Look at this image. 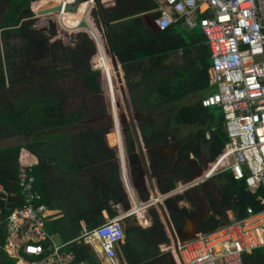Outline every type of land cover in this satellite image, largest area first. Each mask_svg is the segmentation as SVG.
<instances>
[{
    "label": "trees",
    "instance_id": "obj_1",
    "mask_svg": "<svg viewBox=\"0 0 264 264\" xmlns=\"http://www.w3.org/2000/svg\"><path fill=\"white\" fill-rule=\"evenodd\" d=\"M36 1L0 0V44H3L4 51L3 58L0 54V142L29 137L27 142L0 147V186L8 195L6 200L0 198V264H18V260L10 256L4 246L7 218L14 208L23 205L19 185L22 148L39 160L34 174L36 189L42 195L43 203L50 198L49 180L57 176L60 178L56 179L57 182L63 187L67 213L62 219L46 221V231L58 235L64 242H70L67 249L75 254L74 264H100L89 247L79 239L82 235L80 220H85L88 227L93 229L104 222L102 211L106 210L110 218L118 216V210L113 208L111 202L117 205L128 200L122 188L116 155L107 145V132L103 129L79 130L75 133L67 131L89 118L87 98H79L82 94L73 86L75 97L80 100L79 107L70 112L71 91L59 86L77 80L90 95L99 94L98 74H102V70L98 72L90 68L89 61L97 50L87 34L77 36L75 47H65L62 41L51 42L50 36L43 37L36 32L30 19L33 15L28 13L31 4L34 2L33 9ZM155 9L153 0H116L114 7H97L93 16L104 27L113 56L126 72L127 84L128 64L139 62V65H148L145 69L148 79L144 83L151 88L148 91L152 90L158 102L144 104L145 109L169 107L191 94L199 95L194 104L172 111L161 123H140L149 150L154 145H165L173 138L167 130L175 132L182 125L198 128L187 137L179 150L180 164L176 166L171 161L163 160L156 168L159 177L165 176L170 180L169 189L161 188V192L168 193L176 188L179 181L188 182L196 174V169L189 163L192 154H199L198 149L204 146L209 161L214 162L223 152L229 137L223 113L218 115L216 112L221 108L202 105V99L213 91L209 76L211 52L204 33L200 27L186 30L182 19L161 31L155 24L159 15ZM15 39L22 44L19 41L15 43ZM179 52H182L181 56ZM100 79L112 116L103 75ZM107 81V86L111 88L113 111L117 114L119 92L114 80L107 78ZM132 104L135 109L144 107L133 97ZM117 138L120 152H125L119 125ZM109 140L116 149L114 126ZM127 148L129 155L135 153V144L129 134ZM123 168L124 173L128 174L126 163H123ZM84 174H90L89 186L76 176ZM217 178H223L224 183L218 186L215 193L209 191L204 194L210 195L208 201L212 214L199 221L197 233L211 232L224 224L226 221H221V218L228 210L243 217L247 207L260 208L256 200L258 194L247 189L245 180H236L231 171L222 172ZM193 190L203 195L202 187L196 186L176 196V199L168 200V204L173 200L177 205L180 201H189L187 195H191ZM2 195L0 193V197ZM147 197L144 196V200ZM133 200L135 206L141 204L135 195ZM177 205L169 206V212L175 228L180 230L185 220ZM71 208L76 210L74 215ZM144 209L138 211L137 215ZM169 242L161 219L155 216L152 227L148 229L138 224L126 229L124 242L120 243V255L128 264H175L169 254L160 251V245ZM92 243L97 241L93 240ZM244 260L245 264H264V249L257 250L253 255L246 254Z\"/></svg>",
    "mask_w": 264,
    "mask_h": 264
},
{
    "label": "built area",
    "instance_id": "obj_2",
    "mask_svg": "<svg viewBox=\"0 0 264 264\" xmlns=\"http://www.w3.org/2000/svg\"><path fill=\"white\" fill-rule=\"evenodd\" d=\"M153 1L156 3L154 11L159 13L155 24L161 31L182 19L186 30L200 27L204 33L211 52L210 86L216 91L204 97L202 105L221 108L229 137L223 152L213 162L223 160L219 169L206 179L193 180L191 187L231 171L236 180L246 181L250 192L258 194L256 200L260 206L259 209L247 207L243 217L228 210L224 224L184 240L174 241L166 225L171 242L161 245L160 251L170 252L177 264H245L246 254L253 255L264 249V0ZM76 2L48 0L50 10L59 7L61 10L47 14L33 9L32 12L35 18H51L61 33L81 31L88 34L97 46L88 22L95 21L93 11L97 7H108L110 1L83 0L76 9L69 7ZM82 3L87 4L83 18L74 27L67 26L66 15L78 11ZM100 26L96 30L104 37L105 29L102 24ZM32 157L28 150L21 149L19 185L23 205L14 208L7 218L8 236L4 249L12 256L23 247L28 255L47 253L48 264H70L73 254L63 250L65 245H57L45 229L49 210L36 189L34 168L38 163ZM0 193L4 194L0 198L6 200L8 195L2 186ZM125 218L123 215L106 218L87 231L82 240L87 244H92L93 240L99 242L106 258L116 264L117 247L126 234ZM172 228L176 235L173 225Z\"/></svg>",
    "mask_w": 264,
    "mask_h": 264
},
{
    "label": "rangeland",
    "instance_id": "obj_3",
    "mask_svg": "<svg viewBox=\"0 0 264 264\" xmlns=\"http://www.w3.org/2000/svg\"><path fill=\"white\" fill-rule=\"evenodd\" d=\"M32 6H33V4H31L30 8H32ZM34 8H33V10H34ZM30 14L33 15V12H30ZM45 14H47V13H45ZM93 18H94V20H95L94 22L98 26V28H101V26H100L101 24L98 23V21L95 17H93ZM30 19L33 22L34 29L36 30L37 33H40L43 37H49L50 36L51 42H55V41L60 40V41H62V43L64 44L65 47H67V46L68 47H75V45H73V44H76L77 38H78L77 36L80 33H84L81 31H79V32L78 31H72L70 33H61L60 30L58 29L57 25L55 24V22L51 18H40V17L35 18V16L33 15V17H31ZM83 25H86V24L84 23ZM100 32L103 34V32L101 30H100ZM88 37L90 38L89 35H88ZM104 37H105V35H104ZM105 40H106V38H105ZM18 41H19L18 39L14 40L15 43H17ZM19 43L22 44L21 41H19ZM3 53H4L3 44H0V54H1L2 58H3ZM95 54L91 57V59L89 61L90 62L89 63L90 68L93 71L100 72V70L97 69L95 67V64H94ZM113 58H114V56H113ZM114 62L119 63V61L118 60L116 61L115 58H114ZM120 67L122 69L121 64H120ZM25 70H27V68ZM102 75H103V73H102ZM100 76H101V72L98 74V83L100 85L101 92L99 94H96V95H90L88 93V91L82 87V84L77 80L71 81L70 83H66L64 85L59 86L60 88L66 90V91H69V90L71 91L70 94L72 96V100L69 102V107H68L70 112H73L74 110H76L79 107L77 105H78V102L80 100L79 98H81V97H86L88 100L87 103L89 105V118L86 121H84L83 123H81L78 127L71 128L70 130H67V131L71 132V133H75L76 131H79V130H90L91 131V130L103 129L104 131L107 132L106 133L107 145H109V147H112L110 145L109 133L111 132L112 126H114L115 137H117V126L119 125L121 127L122 132H123L126 149H128L127 148L128 134L131 135V137L134 141V144H135V153L133 155L127 154V156H126V152H120L122 162L126 163L128 165V167L137 165L140 170H144V168L141 167L142 166V160H141V155L139 153V150L136 146L135 136H134L133 129H132V122L135 123L136 128L138 129L139 132H141L140 123L149 124L153 121H155L157 123H161L165 120V118L172 111H177L182 106H189V105L194 104L196 102V100L198 99L199 95L198 94H191L190 96L183 98L181 101L173 103L171 106L164 107V108H155V107L151 108L150 107L149 109H147V108L145 109L144 104L141 103V105L144 107L135 109L133 104L131 103L132 104L131 115H127L125 118L121 119V115L123 114L124 106L119 104V101L117 104V107L119 109H118V113L116 115L113 114L114 113L113 105H112V103L110 104V102H109V104L111 105L110 108H111V113H112V116H110V113H109L108 107H107V101H106V97H105V93H104V88H103V85L101 83ZM122 77L125 79L123 71H122ZM106 78H108L110 80H114V82H116V80L113 77L106 76ZM125 85L127 88V83H125ZM73 86L78 88L79 93L82 94L81 96H79V98L75 97L76 93L73 90ZM213 90L216 91V88H213ZM106 93H107V98H108L109 93H108L107 88H106ZM119 94H120V92H119ZM133 99H134V97H133ZM109 100L110 99L108 98V101ZM216 112L218 115L223 113L222 110H219V109H217ZM126 129H127V131H125ZM197 130H198L197 127L190 126V125H182L175 132H171V131L167 130L169 133L172 134L173 138H171L170 141L165 145H162V146L154 145L153 149H151V150L147 149V147L145 145V140L143 138L142 145L144 147V153H146V152L148 153V156L146 155V157L148 158L149 165L151 164L152 176L154 173L156 185L158 187L167 188V189H169L171 187L170 180H167V177H165V176L159 177L156 174V168L159 167V164H161L160 162L164 160V161H171L176 166L178 164H180L182 161L178 158L179 150L182 148V145L186 142L187 137L191 133H193ZM28 138L27 137H24V138L20 137V138H16V139L2 141V142H0V147L7 146V145H15V144H18L20 142H27ZM112 150L114 153H116L115 149L113 147H112ZM198 152H199V154L194 153L189 158V163L196 169V174L188 181V183L190 181H192L193 179L199 177L200 175L201 176L199 177V179L205 178L207 176L210 177L219 169L220 165L223 162L222 160H221L222 162L219 161L218 163L210 162L207 149L204 146H201L198 149ZM115 160H117V157L115 158ZM117 163L119 164L118 161H117ZM211 163H213V164L210 165ZM97 169L100 171H103V168H101V167H98ZM209 174H210V176H209ZM89 175L90 174H84V175L80 176V178H78V179H82L83 182L87 184L89 182V179H90ZM221 183H224V179L223 178H217V175H216L214 177H211L205 183L199 185V187H202L203 195H198L196 190H193L191 195H187V198H189L188 199L189 201H187V203L184 202V206L187 208L185 210H186V214L188 215L187 217L190 220V223L192 225H195V227H196L195 230H192L193 232H196L198 230L199 221L207 219L212 214L211 207H210L209 201H208V196H210V195H204V194L205 193L207 194L209 191H212L213 193H215L218 186H220ZM180 184L184 185V184H186V182L184 180H181L180 183H177L176 188H179ZM191 189H193V188H191ZM143 191H145L146 195H140L139 194V195H137L138 199H139V196H141V198L144 196H148V198H150V195H154V192H152V190L149 186H148V191H146V190H143ZM161 194H166V193L161 192ZM63 197H65V195H63ZM128 197H129V195H128ZM170 199H176V196H174ZM143 201H145V200H143ZM167 201H165L163 203V205L168 210V213L170 216L169 206H176L177 203L173 200V202H169V204H168ZM142 207H145V204L138 205V206L134 207L133 210L140 209ZM144 210H145L144 212H141L137 215L138 218L136 216H134L133 218L131 217V218L126 219L124 221V223H125L124 225L126 227H129L131 225H136V224L139 225V223H141V225L143 226V225H147L149 223L147 220L148 216H150L152 218V221H153L155 216H158L160 218L159 212L157 211L156 208H150V209L145 208ZM226 215L227 214H225V216H223L221 218V221H226V219H227ZM137 219L139 220V222ZM162 225H163V223H162ZM167 227H168V225H167ZM163 228L165 230L164 225H163ZM186 228L188 229V227H186ZM184 230H185V228H184ZM196 233H193V234L195 235ZM166 234H167V232H166ZM188 236H190V235L186 236L183 234V239L188 238ZM55 241L58 244H61V239L59 237H56ZM95 244H96L97 248L100 250L99 244H97V243H95ZM168 254H169V256H171V259L175 262L173 255L170 252ZM30 258L33 259L35 257H30ZM118 260L121 261V258L119 257ZM108 263L113 264L110 261ZM116 264H117V261H116Z\"/></svg>",
    "mask_w": 264,
    "mask_h": 264
},
{
    "label": "crops",
    "instance_id": "obj_4",
    "mask_svg": "<svg viewBox=\"0 0 264 264\" xmlns=\"http://www.w3.org/2000/svg\"><path fill=\"white\" fill-rule=\"evenodd\" d=\"M110 1V6H108V7H105V8H109V7H114L115 5H116V0H109ZM38 9L41 11H47V10H45V9H42V8H40V7H38ZM177 23V22H176ZM174 25V24H173ZM179 54H180V56L182 55V52H179ZM116 60H118V59H116ZM169 61H171V60H169ZM120 63V62H119ZM144 63H146V62H144ZM128 66V71H127V73H128V76H129V84H127V91H128V96H129V100H130V102L132 103V97H134V100H135V102H137V103H142V104H151V103H156V102H158V98L156 97V95L155 94H153V92H152V90H150V91H148L149 89H151V88H149V86H147L146 85V83H144L145 81H147V76H146V74H145V69H147L148 67H146V66H148V65H144L143 64V66L142 65H139V62H133V63H131V64H128L127 65ZM122 71L124 72V77H125V75H126V72L124 71V69H123V66H122ZM125 80V79H124ZM125 83H126V81H125ZM129 89H131V91L129 90ZM140 136H141V139L143 140V134H142V132H140ZM146 145V144H145ZM144 145V146H145ZM108 148H110V149H112V147H109V145H108ZM114 149H115V147H113ZM124 148H125V152H126V156H127V154H129L128 153V149H126V146H125V142H124ZM116 150L118 151V147H117V145H116ZM115 150V155H116V157H117V160L116 161H118L119 162V169H120V179H121V184H122V188L124 189V191H125V193H126V197H127V200H128V202L127 203H119V204H117V205H115L114 203H110L112 206H113V208H115V209H117L118 210V216H120V215H123V216H126L127 214L125 213V211L123 210L124 208V206H127L128 204H129V202L130 201H132L133 202V198H132V195H130V193H129V191H128V187H127V185H130L131 186V190H132V193H133V195H135L136 196V198H137V200L139 201V202H141L142 204H144V202L145 201H147V200H149L150 198H151V195H150V198H148L147 197V200H145V201H143L144 200V197H142L141 198V196H139V199H138V196L137 195H139L141 192H144L143 194H140V195H146L145 194V191H143V190H145L142 186H141V184L139 185V191L137 192L136 190H135V188L134 187H132V184H131V181L132 182H134V181H140V177H141V170H140V175H138L137 177H136V173H135V175H134V173L132 172V167L131 166H129L128 167V165H127V178H128V181H129V184H127V181H126V179L125 180H123L122 178V171H121V166H120V161H119V156L117 155V151ZM32 154V153H31ZM118 154H119V151H118ZM146 155L148 156V153L146 152ZM33 157H34V162H37V163H39V160H38V158L35 156V155H33ZM33 157H32V160H33ZM127 158V157H126ZM30 159H31V157H30ZM222 162V161H221ZM148 168H150V173H151V175H152V172H151V164L148 166ZM142 171H145V170H142ZM77 176V178H80V177H78L79 175H76ZM201 176V175H200ZM199 176V177H200ZM153 180H154V185H155V187H156V189H157V191H158V199L160 198H162V194H161V188L160 187H158L157 185H156V181H155V174L153 173ZM199 177H197L196 179H194V181H196V182H198L199 180H201V179H204V178H200L199 179ZM208 177V176H207ZM207 177H205V178H207ZM56 179H60L59 177H55ZM56 179H53V180H49V194L48 195H50V198H47L46 199V201L44 202L46 205H47V207H48V210H49V216H48V218H47V221L48 220H58V219H62V218H64V216H65V214L67 213V210L68 209H66V206L64 205V202H65V197H63V187H60V185H59V183L57 182V180ZM51 181V182H50ZM181 181H179L178 183H180ZM187 186H188V184H186ZM86 186H89V182L86 184ZM148 186H149V184H147V189H148ZM150 187V186H149ZM185 187L186 186H184L183 184H182V186L180 187V189H185ZM88 188H90V187H88ZM151 188V187H150ZM143 189V190H142ZM136 192H135V191ZM152 190V189H151ZM128 195H129V197H128ZM177 196V195H176ZM174 197V196H173ZM141 198V199H140ZM172 198V197H171ZM143 199V200H142ZM155 200H156V198H154ZM169 200V199H168ZM143 201V202H142ZM75 202V201H74ZM184 202L185 203H187V201H180L179 203H178V207L182 210V216H183V218H184V220H185V224H184V226L180 229L182 232H183V234L184 235H190V236H188V238H190V237H192V236H194V234L193 233H196V232H193L192 230H195V225H192L191 223H190V220H189V218L187 217L188 215L186 214V210L185 209H187L185 206H184ZM51 207H50V206ZM135 205V204H134ZM156 206V207H155ZM146 208V207H145ZM150 208H156L157 209V211L159 212V215H160V218H161V222L163 223V225H164V227H165V230L164 231H166L167 232V236H168V238L170 239V237H169V233H168V230L170 231V229L168 228V230H167V228H166V223H165V221H164V219H165V216L163 215V213H162V211H161V209L158 207V204H153L152 206H150V207H147L146 209H150ZM73 211H72V214L74 215L75 213H76V210L74 209V208H71ZM81 211H82V208H81ZM80 211V212H81ZM165 211H166V213H167V215H168V218L169 219H167V221H169L170 220V222L172 223V225L174 226V224H173V222H172V219H170L171 218V216H169V213H168V210L167 209H165ZM102 216H103V219H104V221L106 220V218H110L109 217V215H108V212L106 211V210H104V211H102ZM134 216H136L137 217V214L135 215V214H133V215H131V216H126V218L124 219V221L126 220V219H128V218H133ZM117 217V216H116ZM149 217V218H148ZM147 217V220H148V226H146V227H144V226H142L141 225V223H139V225L141 226V227H143L144 229H148V228H150V227H152V225H153V221H152V218L150 217V216H148ZM138 218V217H137ZM138 220V219H137ZM138 222H139V220H138ZM125 224V223H124ZM189 225V226H188ZM192 225V226H191ZM80 226H81V228H82V235H81V237L79 238L80 240H82V236L87 232V231H91L92 229H90L89 227H88V224H87V222L85 221V220H80ZM125 226V225H124ZM175 227V226H174ZM186 227H188V229L186 228ZM125 228L127 229L128 227H126L125 226ZM184 228H185V230H184ZM94 229V228H93ZM183 229V230H182ZM175 230H177L176 228H175ZM179 230V231H180ZM6 231H7V226H6ZM165 232V233H166ZM171 232V231H170ZM193 232V233H192ZM190 233V234H189ZM50 235H52V237H53V240H54V242L57 244V245H65L64 246V249L63 250H65L66 252H68V253H72L73 254V259H72V261H71V263L70 264H74V259H75V254L73 253V252H71V251H69L68 249H67V247H68V245L70 244V242H64V241H62V239H61V244H58L56 241H55V238L56 237H59L58 235H53V234H50ZM7 236H8V233H7ZM172 239L174 240V238L172 237ZM187 239V238H186ZM6 241H7V239H6ZM83 241V240H82ZM124 242V241H123ZM170 242H171V239H170ZM170 242L168 243V244H170ZM83 243L85 244V245H87L88 247H89V249H90V252L91 253H93L96 257H97V260L99 261V263L100 264H107L108 262H109V260L106 258V256L104 255V253L102 252V248H101V245H100V243L99 242H97V243H99V246H100V250L97 248V246H96V244H87V243H85L84 241H83ZM161 245H163V244H161ZM160 245V246H161ZM163 254H168L169 252H162ZM117 254H118V257H117V263L118 264H128L127 262H126V260L124 259V258H122V255H120L121 253H120V245H118V247H117ZM13 256V258H16L17 260H18V264H20V262H22V261H24L26 264H48L47 263V261H46V259H47V253H44V254H41V255H28V254H26L25 253V251H24V248L22 247V248H20L19 250H17V251H15V255H12ZM28 257V258H27ZM30 257H35V258H30ZM119 257L121 258V261H119L118 259H119ZM108 261V262H107ZM107 262V263H106ZM176 262V261H175ZM80 264H86V263H80ZM109 264V263H108ZM111 264V263H110ZM175 264H177V262L175 263Z\"/></svg>",
    "mask_w": 264,
    "mask_h": 264
},
{
    "label": "water",
    "instance_id": "obj_5",
    "mask_svg": "<svg viewBox=\"0 0 264 264\" xmlns=\"http://www.w3.org/2000/svg\"><path fill=\"white\" fill-rule=\"evenodd\" d=\"M82 1L83 0H77V2L75 4H72L69 7L74 10V9L77 8L78 4L80 2H82ZM60 10H61V7L56 8V9H53V10H50V11L49 10L48 11H42L41 13H44L45 14V13L56 12V11H60ZM30 12H32V8L29 9V13ZM108 47H109V45H108ZM109 50H110V52H111V54L113 56V53H112L110 47H109ZM114 58H115V60L117 59L116 57H114ZM101 77H102V74H101L100 78ZM121 83H122V86L120 87V94L118 96V101H119V104H121L122 106H124L123 114L121 115V119H123L127 115H131V113H132V104H131V102L129 100L128 91H127V88H126V85H125V80H124L123 77L121 79ZM132 129H133V133H134V136H135L136 146H137V148L139 150V153L141 155V160H142V166L141 167H143L145 171H142L141 170L140 181H134V182L131 181V184H132V187H134L137 192L139 191V185L140 184H141V186L146 191H148L147 184H149V186L152 189V192H154V195H151V198L149 200H147V201L144 202V204H148L154 198H156V200H157L159 193H158V191H157V189H156V187L154 185V180H153V177H152V175L150 173V168H148L149 162H148V158L146 157V153H144V147L142 145V139H141V136H140V132L136 128L134 122H132ZM125 131H127V129ZM117 155L119 156L118 151H117ZM118 159L120 161V166H121V171H122L121 174H122V177H123L122 179L123 180L126 179V181H127V177H126L127 174H125L124 171H123L122 160H120V157ZM191 184H193V183H190V185H188L187 187H185V189H180L179 188V189H175V190H173V191H171L169 193L162 194L163 199L161 201L159 200L156 203H154V202L152 203L151 202L148 205H146V208L152 206L153 204H158V207L161 209V211H162L163 215L165 216V218L169 219L168 218V215H167V213L165 211L166 208L164 207L163 203L165 201H167L168 199H170L171 197L176 196V195H179V194H182L183 192H185V190H187V189H189L191 187ZM184 185H186V184H184ZM127 187H129V185H127ZM132 198H133V195H132ZM134 204H135V200H133V202L130 201L127 206H124L123 207L124 208L123 210L127 214L126 216H131V215L135 214V212L133 211V208L135 207ZM167 222L169 224L168 228L172 232V236L174 238V241H176L177 238L184 240L183 239V232L181 230L180 231L179 230H176V235H175L174 234V230L172 228V225L170 223V220L167 221Z\"/></svg>",
    "mask_w": 264,
    "mask_h": 264
},
{
    "label": "bare ground",
    "instance_id": "obj_6",
    "mask_svg": "<svg viewBox=\"0 0 264 264\" xmlns=\"http://www.w3.org/2000/svg\"><path fill=\"white\" fill-rule=\"evenodd\" d=\"M56 2H59L60 0H55ZM70 1H73V0H70ZM34 11L36 12H42V10L40 11L38 9V7L42 8V9H45V10H50V5L48 3V0H38L35 2L34 4ZM86 9H87V4L86 3H82L80 6H79V9L78 11H76L75 13L71 14V13H68L65 17V23L67 26H75V24L81 20L86 12ZM91 26V30L93 32V37L96 39V55H95V58H94V64H95V67L97 69H100L102 70V73H103V77L105 79V86L108 90V98L110 99L109 102L110 104L112 103V100H111V88L107 86L108 84V81H107V78L106 76H109V77H113L116 82V87L118 89V91L120 92V87L122 86V83H121V79H122V69L120 67V64L119 63H115L114 62V58L109 50V47H108V44L105 40V38L96 30V27L94 25V23L92 22V20H90L88 22ZM105 73V74H104ZM106 75V76H105ZM111 107V105H110ZM111 109V108H110ZM118 107H117V113H118ZM113 114H116L115 112ZM122 131V130H121ZM122 136H123V132H122ZM115 140H116V145L118 147V151H119V157H120V160H122L121 158V153H120V147H119V140L117 137H115ZM123 141H124V136H123ZM223 161V160H222ZM122 167H123V162H122ZM123 171H124V168H123ZM210 176V174H209ZM206 179V178H204ZM202 180V179H201ZM163 199V196L162 198L160 199H152L151 202L153 203H156L157 201H161ZM149 202V203H151ZM148 203V204H149ZM142 204V203H141ZM139 204V205H141ZM148 204H145V207L146 205ZM136 207V206H135ZM145 207H142L140 209H136V210H133L135 212V215L137 214L138 211H140L141 209L145 208ZM166 225L169 226L168 222H167V219L165 218L164 219ZM20 264H26L24 261L20 262Z\"/></svg>",
    "mask_w": 264,
    "mask_h": 264
},
{
    "label": "clouds",
    "instance_id": "obj_7",
    "mask_svg": "<svg viewBox=\"0 0 264 264\" xmlns=\"http://www.w3.org/2000/svg\"><path fill=\"white\" fill-rule=\"evenodd\" d=\"M194 180V179H193ZM192 180V181H193ZM192 181H190V182H192ZM189 182V183H190ZM186 184H188V182H186ZM196 187V186H195ZM191 188H194V187H190L189 189H191ZM175 189H179V188H175ZM175 189H173V190H175ZM189 189H187V190H189ZM173 190H171V191H173ZM187 190H185V192L187 191ZM128 191H129V193H130V195H133V193H132V190L130 189V186L128 187ZM169 193V192H168ZM184 193V192H183ZM180 195V194H179Z\"/></svg>",
    "mask_w": 264,
    "mask_h": 264
},
{
    "label": "flooded vegetation",
    "instance_id": "obj_8",
    "mask_svg": "<svg viewBox=\"0 0 264 264\" xmlns=\"http://www.w3.org/2000/svg\"><path fill=\"white\" fill-rule=\"evenodd\" d=\"M132 167V172L134 173V175H135V173H136V177L138 176V175H140V170L136 167H133V166H131ZM134 168H135V171H134Z\"/></svg>",
    "mask_w": 264,
    "mask_h": 264
}]
</instances>
